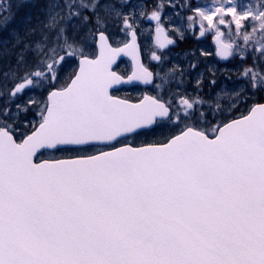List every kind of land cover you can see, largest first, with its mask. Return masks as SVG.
<instances>
[{"label":"snow or ice","instance_id":"1","mask_svg":"<svg viewBox=\"0 0 264 264\" xmlns=\"http://www.w3.org/2000/svg\"><path fill=\"white\" fill-rule=\"evenodd\" d=\"M41 4L35 23L28 18L22 33L0 39V61L12 58L0 70V97L43 93L15 113L0 108V264H264V102L237 117L214 96L186 90L121 99L115 85L155 80L138 57L140 21L156 22L160 48L174 43L164 5L149 13L133 0ZM186 7L201 36L214 32L222 57L244 59L252 43L264 62V0ZM224 25L242 44L226 42ZM122 53L135 61L127 77L113 70ZM72 59L77 68L62 77ZM244 75L251 89L264 90V74ZM33 106L38 123L18 132L20 112ZM157 129L167 134L116 146ZM97 144L110 150L37 158L42 149Z\"/></svg>","mask_w":264,"mask_h":264},{"label":"rangeland","instance_id":"2","mask_svg":"<svg viewBox=\"0 0 264 264\" xmlns=\"http://www.w3.org/2000/svg\"><path fill=\"white\" fill-rule=\"evenodd\" d=\"M16 2L17 0H0V15L5 13L4 18L7 19V28L9 27V23L14 19V16L11 15L12 11L19 8L18 6L14 7ZM71 2L73 0H60L61 4ZM133 2L144 3L149 13L155 8L157 3L163 4L164 27L167 30V35L174 37L176 40L175 46L171 49L161 50L158 40H162L163 36H158L156 33V22L145 19L140 21L138 34L145 58L148 61L150 59L154 60L152 53L161 56L160 61H155L158 77L156 85H160V87L157 88L155 86L154 90L159 95H165V92H167L170 96L173 92H183L186 90L189 93L198 94L200 97L214 96L228 116L245 112L247 107L255 102L256 90L251 89V80L249 77H245L244 72L252 68L255 72L264 74V62L261 61L258 53H253V44L249 43L247 45L246 58L242 59L238 54L234 53L233 59L230 62L222 63L215 45L214 32L208 30L201 36L200 20L198 18L196 20L189 19L194 14L186 5L190 4L195 7L198 4H209L212 0H133ZM241 3L256 6L259 0H241ZM173 5L176 7H173ZM26 20V18L23 19L21 24L26 25ZM175 29H179V32L175 31ZM221 30L225 32L227 42L242 44V41L236 39L234 36H229L227 25L221 26ZM248 30L251 31L250 28ZM110 31L118 33L119 30L111 28ZM181 32L183 33V39L180 38ZM116 38L121 41L126 39L122 34L117 35ZM256 47L258 48L259 45H256ZM93 50L89 49L90 52ZM193 63L196 65L195 68L191 67ZM65 65L69 66V64ZM198 80L200 81L199 87H197ZM213 80L216 82L214 85L211 83ZM262 91L264 94V90ZM237 93L243 97V100L237 99ZM42 96V91L37 89L26 91L11 102L6 97H0V108L7 103L8 107L15 113L17 111L16 104H20L23 107L30 97L39 99ZM234 100L236 101L235 103H233ZM39 119V110L35 109L34 106L26 116L21 111L19 115L21 126L18 132L27 131L37 124ZM166 134L167 130L157 129L153 132L154 140L163 138V135ZM82 152L84 151H79L75 155ZM74 153L46 151L41 154L40 158L54 159L60 158L62 154L71 155Z\"/></svg>","mask_w":264,"mask_h":264},{"label":"flooded vegetation","instance_id":"3","mask_svg":"<svg viewBox=\"0 0 264 264\" xmlns=\"http://www.w3.org/2000/svg\"><path fill=\"white\" fill-rule=\"evenodd\" d=\"M144 58V64L146 67H148L150 70H152L155 74V80L153 84H149L148 87L140 85V84H135V85H122L118 88L112 89L113 95L118 96L121 99H128L129 101L132 102H139L145 95H159L155 90V86L158 82V77H157V66L155 65V60H149L147 58ZM79 60L78 59H72L71 61H68L64 66V71L62 73V76L67 77L73 70H75L78 66ZM116 72L120 75H123L127 77L130 75L132 71V64L128 58H123L121 61L117 64L115 68ZM154 140L153 132H149L147 135L141 136V137H129L126 141L122 140L120 144H117L116 146H121L124 143H129L132 145L139 146L143 142H150ZM107 151L110 150V148L106 147L103 144H97V145H91V146H86L82 148H68L64 151H56V152H68V153H74V154H62L60 158H67V157H75L76 153H79V151H84L81 154L77 155H88V154H95L98 151Z\"/></svg>","mask_w":264,"mask_h":264},{"label":"trees","instance_id":"4","mask_svg":"<svg viewBox=\"0 0 264 264\" xmlns=\"http://www.w3.org/2000/svg\"><path fill=\"white\" fill-rule=\"evenodd\" d=\"M19 7L15 11H12L14 19L9 23V27H3V23H0V39L8 38L11 33L14 31L23 32L26 25H22L21 21L23 19L31 18L32 22L35 23V18L39 13L40 7L42 6L41 0H17L14 4V7ZM5 14V13H4ZM4 14L0 15V18H4ZM27 22V20H26ZM12 62V58H6L0 61V70H4L8 68L10 63ZM256 101L262 102L264 101V94L262 90H256Z\"/></svg>","mask_w":264,"mask_h":264},{"label":"water","instance_id":"5","mask_svg":"<svg viewBox=\"0 0 264 264\" xmlns=\"http://www.w3.org/2000/svg\"><path fill=\"white\" fill-rule=\"evenodd\" d=\"M167 38L172 40V38H169L168 36H167ZM136 43H137L138 46H139L138 57H139V60L142 62V58H141V50H140V44H139V37H138V35H137V41H136ZM169 45H170V44H169ZM218 46H219V45H218ZM125 56H127V57L130 58V60H131V62H132V65H133V70H134V67H135V61L133 60V58H132L131 55L126 54V53H122V54L117 58L116 63L113 65V69H114V67L118 64V62L120 61V59H121L122 57H125ZM230 58H231V56H230V57H227V58H224V57L221 56V59H223V60H229ZM133 70H132V71H133ZM135 83L144 84V83H142V82H140V81H135V82H133V83H125V84L115 85V86L113 87V89H114V88H118V87H120V86H122V85H131V84H135ZM145 85H148V84H145ZM130 102H131V101H130ZM132 103H136V102H132ZM83 147H84V146H83ZM43 151H45V150L42 149V150L37 154V157H38V155H39L40 153H42ZM49 151H54V150H49ZM44 160H45V159H44Z\"/></svg>","mask_w":264,"mask_h":264}]
</instances>
